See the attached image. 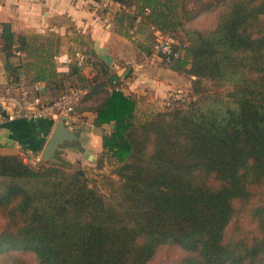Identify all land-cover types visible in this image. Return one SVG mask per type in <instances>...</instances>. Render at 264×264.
Wrapping results in <instances>:
<instances>
[{
	"label": "trees",
	"instance_id": "16d2710c",
	"mask_svg": "<svg viewBox=\"0 0 264 264\" xmlns=\"http://www.w3.org/2000/svg\"><path fill=\"white\" fill-rule=\"evenodd\" d=\"M111 1L123 35L139 19L152 44L154 30L175 40L182 54L162 63L189 85L146 110L114 90L122 77L89 39L66 51L90 74L59 72L60 35L0 22L13 104L19 86L49 100L78 87L75 110L101 138L87 167L0 153V264H153L161 250L168 264H264V0Z\"/></svg>",
	"mask_w": 264,
	"mask_h": 264
},
{
	"label": "crops",
	"instance_id": "0c3cea01",
	"mask_svg": "<svg viewBox=\"0 0 264 264\" xmlns=\"http://www.w3.org/2000/svg\"><path fill=\"white\" fill-rule=\"evenodd\" d=\"M119 10L118 4L106 5L101 0H0V22L9 23L15 33L60 35L62 52L72 44L74 34L89 39L95 52L121 75L120 87L125 94L136 96L143 109L162 108L161 102L174 91L185 89L189 79L164 67L153 51L152 40L146 42L150 36L147 25L135 21L128 35H123L122 24L116 19ZM127 62L129 67H124ZM91 70L88 66L83 72L89 75ZM21 82H26V75ZM9 95L5 58L0 52V153H18L26 162H40L56 119L8 120L13 105ZM84 116L81 123H70L77 140L66 143L60 153L81 163L84 156L93 161L101 150L99 131L92 124L94 114Z\"/></svg>",
	"mask_w": 264,
	"mask_h": 264
},
{
	"label": "built area",
	"instance_id": "2783aa9c",
	"mask_svg": "<svg viewBox=\"0 0 264 264\" xmlns=\"http://www.w3.org/2000/svg\"><path fill=\"white\" fill-rule=\"evenodd\" d=\"M101 1L106 5L114 3L111 0ZM118 5L120 9H122V6L120 4ZM138 20L139 19H137V21ZM153 35V51L160 56L161 60L171 62L182 54L181 51L176 48L175 40L170 35L164 34L158 30H154ZM72 62L82 70L89 66L87 56L79 50L72 52L64 51L54 57L55 66L60 69L66 70ZM123 66L129 67V63L127 62ZM37 88L42 89V86H37ZM15 90L18 92L17 102L12 105L10 112L7 113L8 120L16 118H23L26 120H57L61 115H64L71 124L81 123L82 121L81 116L75 110V106L80 101L83 94V91L78 87L63 92L54 100L44 99L39 96H30L29 92L21 86L16 87ZM114 90H121V87L115 85ZM178 99H181L180 94L178 92H173L161 102V105L162 107H168L174 100Z\"/></svg>",
	"mask_w": 264,
	"mask_h": 264
},
{
	"label": "water",
	"instance_id": "95a60500",
	"mask_svg": "<svg viewBox=\"0 0 264 264\" xmlns=\"http://www.w3.org/2000/svg\"><path fill=\"white\" fill-rule=\"evenodd\" d=\"M74 140H77L76 130L69 123L68 118L61 115L55 122L39 161H48L58 157L64 145Z\"/></svg>",
	"mask_w": 264,
	"mask_h": 264
},
{
	"label": "rangeland",
	"instance_id": "374dc122",
	"mask_svg": "<svg viewBox=\"0 0 264 264\" xmlns=\"http://www.w3.org/2000/svg\"><path fill=\"white\" fill-rule=\"evenodd\" d=\"M184 1L186 2V4H187L188 6H193V4L196 3L195 0H184ZM200 24H201V25H204V19L200 21ZM150 41H151V39L147 37L146 42L149 43ZM127 61H129V60H127ZM60 159H65V160H67L68 162L70 161V162H72V164H73L74 166H78L77 163H80V162H76L75 160H72V159H68V158L66 159V158H63V157L60 156V155H59L58 157H56V158L49 159L48 161H49L50 163H53V162L58 161V160H60ZM34 162H35V160L32 161L33 165L36 164V163H34ZM87 163H89V161H88L87 158L84 156V158H83V160H82V163H81V165H83V166H80V167H87V166H89ZM78 167H79V166H78ZM110 168H111V167L108 166L107 169H106V172H108V171L110 170ZM104 170H105V169H104ZM86 172H87V176H89V177L92 178L93 180H98V179H100V176H99L98 174H96L95 171H90V170H87V169H86ZM97 172H100V171H97ZM101 172H102V171H101ZM243 219H244V218H243ZM244 220H246V219H244ZM246 221H247V220H246ZM244 222H245V221H244ZM24 256H25L28 260L31 259V255H30L29 253L24 254ZM169 261H170V259H166L165 251H164V250H161V251L158 253V255H157L155 261L153 262V264H168Z\"/></svg>",
	"mask_w": 264,
	"mask_h": 264
}]
</instances>
